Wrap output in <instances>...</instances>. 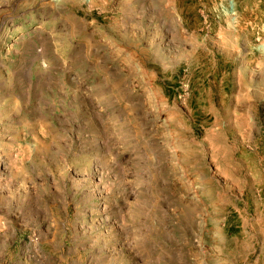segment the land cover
<instances>
[{
  "label": "rangeland",
  "instance_id": "rangeland-1",
  "mask_svg": "<svg viewBox=\"0 0 264 264\" xmlns=\"http://www.w3.org/2000/svg\"><path fill=\"white\" fill-rule=\"evenodd\" d=\"M0 264H264V0H0Z\"/></svg>",
  "mask_w": 264,
  "mask_h": 264
}]
</instances>
